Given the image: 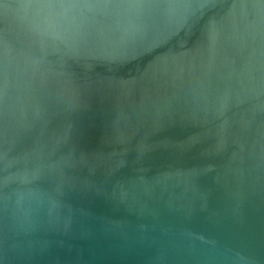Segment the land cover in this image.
I'll return each mask as SVG.
<instances>
[{
	"label": "water",
	"instance_id": "obj_1",
	"mask_svg": "<svg viewBox=\"0 0 264 264\" xmlns=\"http://www.w3.org/2000/svg\"><path fill=\"white\" fill-rule=\"evenodd\" d=\"M0 264H264V0H0Z\"/></svg>",
	"mask_w": 264,
	"mask_h": 264
}]
</instances>
